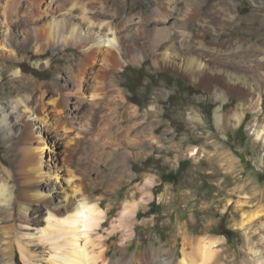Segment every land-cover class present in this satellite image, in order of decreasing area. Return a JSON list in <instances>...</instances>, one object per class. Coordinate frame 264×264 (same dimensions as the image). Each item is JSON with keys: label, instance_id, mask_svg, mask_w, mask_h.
<instances>
[{"label": "rangeland", "instance_id": "1", "mask_svg": "<svg viewBox=\"0 0 264 264\" xmlns=\"http://www.w3.org/2000/svg\"><path fill=\"white\" fill-rule=\"evenodd\" d=\"M35 1L43 9L55 2ZM154 1L127 0L124 11L116 8L114 0H108V6L119 12L118 20H125L134 13H147ZM219 1L205 0L202 16L210 15ZM232 4L236 18L217 31H207V41L224 42L240 36L258 49L264 47V0H232ZM200 24L194 21L192 28L199 30ZM38 29L33 26L32 32H10L3 20L0 23L3 38L10 45L4 55L0 49V97L16 98L36 84L63 95L62 113L58 115L50 105V116L68 122L72 137L69 143L64 141L63 131L44 132L48 146L57 152L49 156L46 171L58 167L60 175L66 177L67 171L73 170L83 179L92 201L108 211L102 231L131 193L140 200L148 192L153 197L141 204L134 218L136 234L129 254L155 250L162 253L160 259L177 264L184 237L222 238L217 264H260L259 256H264V138L257 137L253 124H264V92L260 120L246 108L245 119L236 125V94H229L225 103L216 101L209 90L198 87L180 70L158 68L151 59L126 62L115 74L114 85L107 80L98 84L93 73L79 66L84 50L77 44L44 41L46 54L38 53L36 41L27 44V34L35 36ZM90 83L99 86V95H94L97 92L88 87ZM123 97L125 103L121 104ZM120 106L124 107L117 112ZM133 106L138 109V118L132 120L125 108ZM217 111L223 114V123L218 121ZM89 146L96 147L91 161ZM27 147L25 135L9 144L0 140V161L10 168L17 184L12 152ZM41 207L40 201L34 204L35 209ZM41 218L46 225L45 217ZM120 238L119 231L107 241L110 259L120 256L116 255ZM0 264H4L1 255ZM12 264H26L18 248Z\"/></svg>", "mask_w": 264, "mask_h": 264}, {"label": "bare ground", "instance_id": "2", "mask_svg": "<svg viewBox=\"0 0 264 264\" xmlns=\"http://www.w3.org/2000/svg\"><path fill=\"white\" fill-rule=\"evenodd\" d=\"M114 1L116 8L126 10L127 0ZM204 1L155 0L147 13H134L125 20H118L119 12L114 6H108V0H55L47 9L38 7L35 0H0V23L3 20L10 32L17 29L28 33L33 26H39L35 36L27 34L25 42L36 41L35 48L40 54L48 51L43 47L44 41L47 44L56 41L63 45L77 44L84 50L79 66L93 73L98 84L107 80L109 85H114L115 74L126 62L151 59L158 68L180 70L198 87L209 90L216 101L225 103L229 94H236L239 98L238 108L233 113L236 125L245 119L246 108L256 113L255 120H260L264 47L258 49L255 43L240 36L224 42L207 41V31H217L236 15L232 0H221L212 6L210 15L202 16ZM194 21L201 23L199 30L192 28ZM3 36L0 30V49L4 55L10 45ZM15 73L20 74L21 70ZM88 87L95 88L94 95L100 94L98 85L90 83ZM53 92L43 84H36L30 91H21L16 98L4 100L0 97V140L9 144L25 135L29 144L27 149L18 148L17 152H12L19 184L15 183L10 168L0 161V255L3 263L12 264L14 249L18 248L26 264H175L160 259L162 253L155 250L129 254L136 234L134 218L141 204L152 199L151 193H143L140 200L131 193L110 226L102 231L108 211L100 202L92 201L83 188V179L73 170H68L66 177L60 175L58 167L46 171L49 156H56L57 152L48 146L44 132L63 131V139L69 143L72 137L68 122L63 123L60 116H50V105L60 115L65 101L58 90ZM120 103H125L124 97ZM123 107H117L116 111L120 112ZM125 111L131 114V119L138 118L137 107L130 110L126 107ZM216 115L223 123V114L217 111ZM253 126L257 137L264 138V124L254 123ZM94 148L88 147L89 158ZM75 150L72 147L73 153ZM38 201L42 202V207L35 209ZM41 217H45L46 225H42L44 218ZM119 231L121 238L116 255L120 256L110 259L106 244ZM222 243V238L184 237L182 255L176 263L217 264L220 254L217 247ZM259 257L260 264H264V256Z\"/></svg>", "mask_w": 264, "mask_h": 264}]
</instances>
